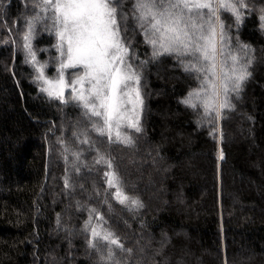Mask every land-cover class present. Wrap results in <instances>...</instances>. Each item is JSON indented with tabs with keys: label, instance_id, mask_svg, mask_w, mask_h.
<instances>
[{
	"label": "trees",
	"instance_id": "16d2710c",
	"mask_svg": "<svg viewBox=\"0 0 264 264\" xmlns=\"http://www.w3.org/2000/svg\"><path fill=\"white\" fill-rule=\"evenodd\" d=\"M246 2L264 8V0ZM131 4L124 0V10ZM31 5L0 0V264H106V242L89 246L91 226L131 249L112 246L119 264H264V30L256 11L246 12L238 29L230 13L222 14L233 42L238 36L253 58L232 108L217 118L212 110L205 115L201 102L183 104L200 81L161 56L143 76L142 131L124 144L92 131L69 91L66 104L41 91L21 48ZM134 23L129 15L123 34L137 43L132 61L146 50ZM34 44L41 60L54 56L55 42L44 33ZM206 99L214 103L210 89ZM85 134L91 146L82 143ZM97 150L142 206L115 199ZM91 209L103 221L93 213L86 230Z\"/></svg>",
	"mask_w": 264,
	"mask_h": 264
},
{
	"label": "snow or ice",
	"instance_id": "6c2138e0",
	"mask_svg": "<svg viewBox=\"0 0 264 264\" xmlns=\"http://www.w3.org/2000/svg\"><path fill=\"white\" fill-rule=\"evenodd\" d=\"M32 7L34 14L27 18V31L22 37L27 56L36 62L32 41L38 30L55 37L53 47L59 54L55 79L45 75L46 65L36 69L35 79L43 84L41 91L50 99L66 104L65 90L71 88L70 98L81 109L92 131L106 137L109 143L131 144L132 138L125 128L142 131V74L130 62V46L123 36L128 31L129 15L144 36V42L151 47L152 60L175 56L184 70L194 73L200 81L181 102L191 108L201 102L205 115L212 110L217 118L223 109L232 108V94L239 97L251 76L249 67L253 59L249 45L238 36L233 42L222 14L230 13L238 29L246 12L256 11L259 26L264 30V8L251 9L246 0H132L128 11L124 10V0H36ZM146 63L141 61V66ZM69 69L79 73L70 81L65 76ZM209 89L212 104L206 99ZM85 137L82 143L91 146L92 141L86 134ZM80 156V152L73 153L76 172L80 170L76 163ZM101 161L110 169L104 175L107 185L116 189L115 199L121 204L142 206L138 199L125 193L112 160L98 151L96 162ZM64 184L65 188L72 186L68 176ZM93 213L97 221H103V216L91 209L86 230ZM91 237L92 248H97L98 239L106 242L107 254H100L106 264H119L113 245L121 252H131L110 231L101 232L91 226Z\"/></svg>",
	"mask_w": 264,
	"mask_h": 264
},
{
	"label": "rangeland",
	"instance_id": "374dc122",
	"mask_svg": "<svg viewBox=\"0 0 264 264\" xmlns=\"http://www.w3.org/2000/svg\"><path fill=\"white\" fill-rule=\"evenodd\" d=\"M35 2H36V0H31V4H32L31 7H30V11H31V12H32V8H33L32 6H33V4H34ZM33 14H34V13H32V15H33ZM32 15H31V16H32ZM134 24H135V23H134ZM43 33H44V35H46V38H47V39H52V41L56 43V40H55V37H54V36L49 35L47 32H44V31L41 30V31H38V34L35 36V38H34L33 41H32L33 50H34L35 53H36V62H32V61H31V57L27 56V53H26V50H25V49H23V52H24V55L27 56V59H29L30 64H31L34 68L37 69V68L39 67V65H46V67H45V69H44V71H45V75H46L48 78H50V79H55V78L57 77V68H58V62H56V60H58V57H59V54H58L57 50L53 47V49H52V53H54V56H52L51 59H49V60H47V61H45V60H41V58H40V56H39V52H38L37 50H35V44H34V41H35L37 38L41 37V35H43ZM143 39H144V36H143ZM125 43L128 44V45L130 46V51H132V49H131V45H137V43H134L133 40H127ZM142 43H144V45H145V47H146V50H145V52H144V51H139V50H138V51L135 53L136 55H134V57H135L136 60H133V61H132V57H131V54H132V53H130V57H131L130 62L133 64L134 61H137V62L140 61V62H139V64H140L139 71L141 72V74H142V72L144 71V73L142 74V79H141V93H142V87H143L144 90H145V83H144V81H142V80H143V76L146 74L148 67L152 68L153 65L156 63V61L159 60V59H157V60H152V59H151V53H152V49H151V47L148 45V46H149V49H150V51H149L147 44H146L144 41H142L141 44H142ZM45 47H46V46H45ZM45 47H44V48H45ZM21 48H22V46H21ZM44 48H43V49H44ZM170 57H172V59H173L174 61H176L177 63H180V61H179L178 59H176L175 56H170ZM141 61H148V63L143 64V65L141 66ZM133 65H134V64H133ZM180 65H181V63H180ZM53 67H55V69H54V71L52 72ZM178 67H179V66H178ZM181 68H183V66H181ZM48 69H49V72H48ZM141 69H143V70H141ZM183 71H184V69H183ZM76 74H79V73L77 72V70L69 69V70H67V72L65 73V76H66V79L70 81L71 79H74V78H75V75H76ZM37 75H38V72H36V74H35L34 76H37ZM39 83H40L41 87H43L42 82L39 81ZM67 91H69V98H70V97H71V88H68V89L65 90V96H67V93H66ZM142 96H143V100H144L145 96H144L143 93H142ZM70 100H71V98H70ZM73 103H75V102H73ZM143 111H144V105H143V110H142V112L140 113V125H141V119H142ZM124 131H125L129 136H131V138H132V143H134V141H135V133H136L135 130L125 128Z\"/></svg>",
	"mask_w": 264,
	"mask_h": 264
}]
</instances>
